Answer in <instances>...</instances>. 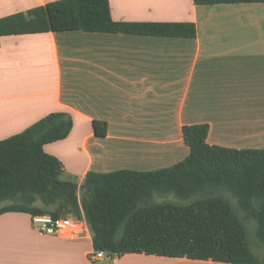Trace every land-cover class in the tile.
Instances as JSON below:
<instances>
[{"label": "crops", "instance_id": "crops-1", "mask_svg": "<svg viewBox=\"0 0 264 264\" xmlns=\"http://www.w3.org/2000/svg\"><path fill=\"white\" fill-rule=\"evenodd\" d=\"M58 0H0V18ZM130 23H193L195 38L84 31L11 35L0 46V141L63 112L73 129L46 153L62 179L90 172H152L185 160L183 128L206 124L208 143L264 149V3L109 0ZM95 121L107 135L95 134ZM93 233L38 232L32 216L0 215V264H228L126 254L94 263ZM264 262V261H263Z\"/></svg>", "mask_w": 264, "mask_h": 264}, {"label": "trees", "instance_id": "trees-1", "mask_svg": "<svg viewBox=\"0 0 264 264\" xmlns=\"http://www.w3.org/2000/svg\"><path fill=\"white\" fill-rule=\"evenodd\" d=\"M64 31L196 37L193 23L116 22L109 0H58L0 18V46L4 36ZM94 127L96 136L107 135L106 122L95 121ZM72 129V117L57 112L0 141V215L22 212L85 220L93 233L94 250L117 257L146 254L264 264L254 254L240 216L241 211L257 223V237L264 243V149L213 146L207 141L208 125H190L183 128L189 155L176 165L152 172H90L79 184L63 180V164L44 150L47 144L65 140ZM221 191L231 194L239 209ZM156 194L173 195L186 203L154 202Z\"/></svg>", "mask_w": 264, "mask_h": 264}, {"label": "built area", "instance_id": "built-area-1", "mask_svg": "<svg viewBox=\"0 0 264 264\" xmlns=\"http://www.w3.org/2000/svg\"><path fill=\"white\" fill-rule=\"evenodd\" d=\"M32 223L41 234L58 235L68 238H77L84 236L89 225L85 220H77L73 216L54 219L50 215L33 216ZM114 255L104 251H93L89 258L97 263L102 260L113 259Z\"/></svg>", "mask_w": 264, "mask_h": 264}, {"label": "rangeland", "instance_id": "rangeland-1", "mask_svg": "<svg viewBox=\"0 0 264 264\" xmlns=\"http://www.w3.org/2000/svg\"><path fill=\"white\" fill-rule=\"evenodd\" d=\"M219 194L226 196L228 199L231 200V202L233 203L234 207L236 209L238 208V204H237V200L235 198H233L231 196V194L227 193V192H219ZM154 202H171V203H177V204H181V203H186L183 202L179 199H177L175 196L173 195H165V196H160V195H155L153 198ZM8 204V203H5ZM39 205H41L40 203H38ZM240 216L242 217V219H244L245 224L247 226V231H248V240L250 242V245L253 249L254 254L256 255V257L258 258L259 261H264V243H262L259 238L257 237V223L254 220H250L246 218V215L240 211Z\"/></svg>", "mask_w": 264, "mask_h": 264}]
</instances>
